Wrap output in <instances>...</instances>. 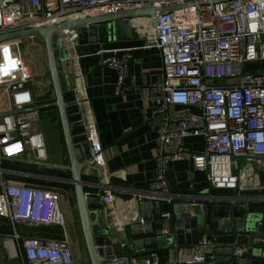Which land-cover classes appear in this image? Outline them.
<instances>
[{"label":"built area","instance_id":"1","mask_svg":"<svg viewBox=\"0 0 264 264\" xmlns=\"http://www.w3.org/2000/svg\"><path fill=\"white\" fill-rule=\"evenodd\" d=\"M188 1L194 5L158 14L156 29L149 18L130 20L133 32L144 34V48L155 49L163 63L161 78L149 85L148 93L153 113L161 116L157 127V174L145 193L131 198L137 204L175 198L163 174L169 161L189 160L195 170L205 173L210 187L216 190L238 187L236 170L241 161H264V68H247L248 64L264 62V0L209 4H197L198 0H0V34L86 14H113L150 3L162 7ZM75 38V30L64 32L65 46L74 45ZM23 42L0 43V114H4L0 117V152L9 158L25 156L47 162L43 136L33 128L40 120V112L29 88L32 73ZM129 57L107 56L101 61L118 71V84L123 83ZM180 105L196 106L200 112H170V107ZM81 119L89 146V164L99 171L97 177L101 179L97 194L103 193V198L112 202L118 197L108 183L104 150L92 116L86 113ZM186 136H201L204 149L193 152L174 143ZM6 174L14 179L42 177L5 169L0 172V264H76L58 191L33 180L11 182ZM3 175L7 180H2ZM206 199L212 202L220 197ZM162 217L168 219L169 214L163 213ZM48 225L60 226L61 237L33 234V228ZM135 229L147 233L151 226L142 218ZM167 233L168 229L162 228V234ZM245 251L244 247H236L229 252V260H219L213 243L203 236L199 249L181 257L178 254V261L232 264L231 259L235 258L234 263L241 264ZM104 264L162 263L152 252L131 257L111 254ZM164 264H170L169 259Z\"/></svg>","mask_w":264,"mask_h":264},{"label":"crops","instance_id":"2","mask_svg":"<svg viewBox=\"0 0 264 264\" xmlns=\"http://www.w3.org/2000/svg\"><path fill=\"white\" fill-rule=\"evenodd\" d=\"M29 40L31 44L35 42L32 38ZM144 41V34L133 32L132 39L123 42H108L101 45H71L69 43L65 46L68 49V54L62 55L61 60L62 72L65 74L67 87L75 93L79 101L81 100L79 106L82 117L86 113L92 116L97 138L104 150L108 183L112 186V192L119 198L108 202L103 198V193L101 194L107 207L106 223L110 232L115 235L122 245L127 247H129V241L133 239L154 236L156 231L154 230V224L157 228L166 227L168 233L170 232V218L164 219L162 217L163 213L161 215L154 213L152 220H144L146 224L151 226V231L141 233L135 229V224L142 219V216L137 210V206H135V201L131 198L145 193L156 177L157 127L161 120L160 115L153 113L154 107L148 98V93L149 85L161 78L163 63L155 49L144 48ZM124 54H129L130 57L126 61V73L123 83L118 84V71L115 68L103 65L101 61L107 56L120 58ZM30 70L32 82L29 84V88L32 91L34 105L40 106L53 101L54 94L48 70L44 72L39 70L38 67H36V70L30 67ZM36 73L41 79L39 83L34 84L33 77ZM43 97L52 99L44 101ZM170 112L173 114L199 113L200 109L196 106L180 105L170 107ZM56 116L59 119L58 111ZM34 130L40 132L43 136L47 162L66 163L67 151L60 121L54 120L50 114L47 117L40 116ZM174 143L182 144L193 152H201L205 146V141L201 136L178 138L174 140ZM23 158L27 159L25 156ZM18 164L29 166L22 163ZM33 167L38 170L43 169V167ZM236 171L239 173V184L233 190L212 189L205 173L195 170L187 159L167 162L163 174L168 188L175 194L173 200L187 199L193 203H206L208 197L215 199L220 197L219 200L212 201V203L217 204L229 198L264 196L263 160H259L254 164L241 161ZM64 172L65 175L56 176L45 173H24L35 176L41 175V178L38 176L30 178L42 187H51L58 191L61 211L65 218V230L74 259L76 264H86L83 258V252H86L83 238L75 239L74 242L69 236L70 233H68V225L73 221V208L76 209V202L73 185L64 181L65 178L71 177V173ZM83 174L94 177L85 181L91 186L88 189L98 191L97 182H101V179L97 177L99 171L89 164L83 169ZM3 176L2 180H7L5 175ZM47 182H55L57 185H48ZM63 184L72 187H63ZM180 187L186 190L177 192L176 190ZM129 199L131 200L128 201ZM162 200L159 199V201ZM129 210H132L130 215L127 214ZM160 218L163 221L162 226L157 224ZM41 227L43 228V226ZM44 227L48 228L45 233L40 234L39 230L38 233L34 231L33 234L61 237L60 233H53L54 228L61 229L60 226L48 225ZM211 242L213 243V249L219 254V260L222 257L230 259L228 254L232 249L227 246L232 243L231 236H215ZM191 252H193L192 248H181L179 256Z\"/></svg>","mask_w":264,"mask_h":264},{"label":"water","instance_id":"3","mask_svg":"<svg viewBox=\"0 0 264 264\" xmlns=\"http://www.w3.org/2000/svg\"><path fill=\"white\" fill-rule=\"evenodd\" d=\"M227 0H198L197 4H209ZM243 1V0H240ZM194 5L193 1L184 4L156 7L153 4L136 9H123L113 14L83 15L62 22L30 27L0 34V43L10 40L38 38L43 42L46 52L48 73L54 94V100L35 106L37 109L56 107L67 151L66 163L38 162L25 158H9L0 152V162L9 161L67 171L70 178L64 181L73 185L76 209L82 238L90 264H104L111 254H124L126 257L157 252L168 249L170 264H184L178 261L181 248L197 250L203 236L211 241L215 236H231L232 243L227 247L232 250L244 247L241 264H264V196H243L229 198L224 202L193 203L185 200L149 201L135 204L144 220H152L153 214L170 215V232L162 234V227L157 228L154 236L136 238L129 241V247L122 245L110 232L106 223L107 207L97 191H88L90 186L85 180L83 169L90 163L89 146L82 123L80 101L75 93L68 89L62 72V55L68 54L63 34L68 30L76 31L74 45L105 44L131 40L133 30L130 20L149 18L154 28L158 14L173 12ZM31 57V56H29ZM4 114H0L2 117ZM3 169L0 168V172ZM99 190V189H98ZM132 210L127 214L130 215ZM162 219L157 222L162 226ZM235 258L231 259L234 263Z\"/></svg>","mask_w":264,"mask_h":264},{"label":"rangeland","instance_id":"4","mask_svg":"<svg viewBox=\"0 0 264 264\" xmlns=\"http://www.w3.org/2000/svg\"><path fill=\"white\" fill-rule=\"evenodd\" d=\"M32 40H34L35 42L32 44L31 43L23 44L22 46L24 53H26L27 55L29 67L34 68L35 70H36V67H38L39 70L46 72L48 70V67H47V61H46L45 50L43 47V42L41 39H38V38H32ZM28 54L31 57H28ZM247 68L249 69L250 68L251 69L252 68H255V69L264 68V62H254V63L248 64ZM40 79L41 78H39V75L36 73V75L33 77V83L34 84L39 83ZM1 96L2 95H0V97ZM2 102H3V99L0 98V105L2 104ZM37 123H35L34 126H36ZM8 180L12 182L17 179L8 178ZM60 208H61V202H60ZM72 217H73L72 219L73 221H71V223L68 225V233H70L69 236L71 240L75 242V239L78 240L82 238V232H81L80 223H79V216L77 213V209L75 208H73ZM83 258L85 259L86 264H90L87 252L85 253L83 252Z\"/></svg>","mask_w":264,"mask_h":264},{"label":"trees","instance_id":"5","mask_svg":"<svg viewBox=\"0 0 264 264\" xmlns=\"http://www.w3.org/2000/svg\"><path fill=\"white\" fill-rule=\"evenodd\" d=\"M44 101H50L52 98H47V97H43L42 98ZM40 112V116H45L47 117L48 114L51 115V117L54 119V120H58L59 119L57 118L56 116V112H57V109L56 107H47V108H44V109H41L39 110ZM0 167L2 169H5V170H14V171H20V172H33V173H45V174H48V175H52V176H56V175H65L66 173L64 171H60V170H54V169H46V168H43L42 170H38L36 168H34L33 166H23V165H20L16 162H9V161H3L1 162L0 164ZM65 173V174H64ZM6 177H14V176H11V175H7L6 174ZM15 178L17 179H25V180H33V179H30V178H24V177H16ZM94 177H91V176H87V175H84L82 177L83 180H89V179H93ZM34 181V180H33ZM48 185H57L55 182H47ZM63 187H72L70 185H67V184H63L62 185ZM88 191H95L93 189H87ZM186 189L183 188V187H180L178 188L176 191L177 192H181V191H185ZM48 228H45L43 226V228L41 227H36V228H33V232L36 231L38 233V231L40 232V234L45 233L47 231ZM154 230H157V226L154 224ZM50 231V230H49ZM52 232V230H51ZM53 233H56V234H61V229L60 228H54L53 230ZM156 254L158 255L159 257V260H160V263L164 264L168 261L169 259V251L167 249H161V250H158L156 252Z\"/></svg>","mask_w":264,"mask_h":264},{"label":"flooded vegetation","instance_id":"6","mask_svg":"<svg viewBox=\"0 0 264 264\" xmlns=\"http://www.w3.org/2000/svg\"><path fill=\"white\" fill-rule=\"evenodd\" d=\"M45 50V49H44ZM45 55H46V52H45Z\"/></svg>","mask_w":264,"mask_h":264}]
</instances>
